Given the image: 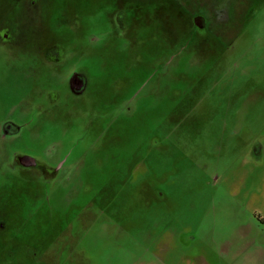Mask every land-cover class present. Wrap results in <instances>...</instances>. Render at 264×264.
Returning <instances> with one entry per match:
<instances>
[{
    "label": "rangeland",
    "instance_id": "rangeland-1",
    "mask_svg": "<svg viewBox=\"0 0 264 264\" xmlns=\"http://www.w3.org/2000/svg\"><path fill=\"white\" fill-rule=\"evenodd\" d=\"M219 2L0 0V264H264V0Z\"/></svg>",
    "mask_w": 264,
    "mask_h": 264
},
{
    "label": "flooded vegetation",
    "instance_id": "flooded-vegetation-1",
    "mask_svg": "<svg viewBox=\"0 0 264 264\" xmlns=\"http://www.w3.org/2000/svg\"><path fill=\"white\" fill-rule=\"evenodd\" d=\"M176 1H178L179 3H181L182 5H184L185 7H187L190 11H192V12H194V10H191L189 7H188V0H176ZM237 1H239V0H237ZM246 2V1H245ZM245 2H242L243 4L245 3ZM219 3H221V6H218V7H215V9L212 11V12H208V14L210 13L211 15H213V16H215V17H220V16H227V19H229L230 18V11H228L229 12V15H228V12L226 11V12H224L222 15H221V13H222V11L221 10H219V9H226V10H229V9H231V8H229V9H227V7H228V5L230 4H233L234 3V0H220V2ZM227 5V7H224V6H226ZM202 10L201 8H197V10ZM196 10V11H197ZM217 11H220V14L218 15V14H216V12ZM223 19V18H222ZM74 86L76 87V88H78V87H80L81 86V82L80 81H78V82H75L74 83ZM7 129L8 130H11L12 129V127L11 126H7ZM22 163H24V164H28V165H30L31 163H32V160H30V159H28V158H25V159H23V161H22ZM260 222H262V221H260Z\"/></svg>",
    "mask_w": 264,
    "mask_h": 264
}]
</instances>
